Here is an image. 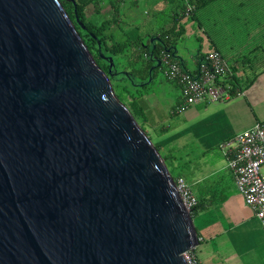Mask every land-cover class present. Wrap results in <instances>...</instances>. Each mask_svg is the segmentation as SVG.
Returning <instances> with one entry per match:
<instances>
[{
    "label": "water",
    "instance_id": "95a60500",
    "mask_svg": "<svg viewBox=\"0 0 264 264\" xmlns=\"http://www.w3.org/2000/svg\"><path fill=\"white\" fill-rule=\"evenodd\" d=\"M198 245L165 160L61 1L0 0V264H188Z\"/></svg>",
    "mask_w": 264,
    "mask_h": 264
},
{
    "label": "crops",
    "instance_id": "0c3cea01",
    "mask_svg": "<svg viewBox=\"0 0 264 264\" xmlns=\"http://www.w3.org/2000/svg\"><path fill=\"white\" fill-rule=\"evenodd\" d=\"M110 1L96 0L98 13L94 6H87V18L91 19L94 14L100 19L115 17ZM163 1L155 0V4L160 5ZM130 3L136 6L137 0ZM120 6L123 9L125 1H121ZM140 23L141 20L137 19L134 27ZM217 23L221 24L219 20ZM111 27L113 29L117 25ZM180 31L182 35L184 29ZM204 32L211 49L198 55L202 58L213 50L222 54L212 40L220 35L219 29L213 26ZM111 34L118 39L124 36L119 30ZM252 39L246 36L237 46L223 42L226 43L227 56H222L228 66L223 81L232 88L230 98L192 106L183 112L184 117L174 135L167 136L170 132L165 127L160 130L161 134H157L156 145L165 149L174 167L178 164L184 169V175L180 173L178 177L186 181L201 206L193 218L199 237L194 253L199 264H264V232L255 213L237 191L234 177L228 169V149L221 148L227 143L234 147L233 140L237 134L264 121V72L254 78L247 66L255 59L245 57L251 47L258 42L264 44V40ZM198 63L195 71L198 70ZM233 68L238 69L234 76ZM250 81L251 85L244 87ZM181 100L182 92L178 85L176 105ZM175 151L181 153L177 159Z\"/></svg>",
    "mask_w": 264,
    "mask_h": 264
},
{
    "label": "rangeland",
    "instance_id": "374dc122",
    "mask_svg": "<svg viewBox=\"0 0 264 264\" xmlns=\"http://www.w3.org/2000/svg\"><path fill=\"white\" fill-rule=\"evenodd\" d=\"M78 1L83 2L85 0ZM123 1H125V7L120 9L119 20L121 23L119 22L120 25H117V27L113 29L111 27L112 25L110 27L106 26V34L108 35L111 33L116 34L119 30L118 26H120L125 33L131 32L129 36H131L132 39L139 35L143 40V43H147V34L149 32L158 30L160 26L165 25L167 27V25H171L173 23L171 20L173 15L178 14V11L176 12L175 10L178 4H173V7L172 3H168L167 1H163L159 5L155 4V0H137L136 6H131V0ZM94 4L96 5L95 0L94 3H91L90 5L94 6ZM179 15H181L180 12ZM96 16L97 15L94 14L90 21L94 25H100L105 18L100 19ZM137 19L141 20L139 28L134 27ZM199 23L200 21L192 20L188 15L180 17L176 22V30L182 27L184 31L181 36L176 38L175 46L177 47L179 56L182 57L184 61L185 67L188 71L192 72L197 69L196 56L198 53L201 54L211 49L207 35L204 32L205 29L208 30V25H206L207 23L205 24V20H203L201 21L203 27L200 28ZM215 27L219 29L220 35L213 37L212 40L215 45L219 47L225 57L227 56L224 46L226 43L223 44V42H228L231 45L237 46L243 42L244 38H246V35L243 34V32H240L239 28H228L225 23H217ZM232 30H234V34L232 33ZM113 37L114 40L122 41L126 36H122L119 39L114 35ZM114 61L115 65H117V70L122 73L133 69H136L138 72L133 76V81L129 82L120 80L114 84V92L120 95L122 102L124 101V104L126 105L129 102L127 99L128 97L131 99L132 97L135 98V110L136 112L142 113L146 125H143V117L141 115L136 116L135 119L140 126H143L150 141L154 145L157 144V133L160 132L163 127L169 129L170 133L167 136L174 135L177 131L179 122L184 117V113L175 112L177 106L178 85L175 81L169 80L166 77L165 67L163 66L157 69L152 78L146 76L142 70V66L146 63L143 48L142 46L134 44L126 46L124 54L114 57ZM150 71L151 69L149 72ZM142 82L148 84L142 86ZM117 84L119 85V88ZM245 86L246 85H244V87ZM122 87L126 88L125 92L128 93L127 95L122 93ZM122 96L125 97V100L122 99ZM159 153L161 156L166 155V151L163 148H160ZM180 154L181 153L178 151H175L176 159ZM166 165L173 177H178L180 173L184 175V169L179 168L178 164L174 167L173 164H171V161L168 160ZM262 170H264V166Z\"/></svg>",
    "mask_w": 264,
    "mask_h": 264
},
{
    "label": "trees",
    "instance_id": "16d2710c",
    "mask_svg": "<svg viewBox=\"0 0 264 264\" xmlns=\"http://www.w3.org/2000/svg\"><path fill=\"white\" fill-rule=\"evenodd\" d=\"M62 5L64 6L66 12L68 13L70 19L76 26L77 31L79 32L80 36L82 37L84 43L94 56L97 64L101 67V69L109 75L111 80L113 89L114 84L119 82L120 80L124 81H133V76L136 74L137 70L133 69L130 71H125L124 73L117 70V65L115 68L117 70L116 75H110L108 72V64L101 59L99 55V48L97 41L101 42V51L102 54L105 56H110L114 59V57L123 55L128 45H137L142 46L143 54L145 57L146 63L142 66V70L144 71L146 76L153 77L155 71L159 68L156 66L158 61L161 62L160 67H163L161 58L163 55H166L171 60L177 62L181 68L188 71L185 67L184 61L182 57L179 56L177 47L175 46V41L178 36H181V29L178 30L176 27L177 20L187 15L186 11L188 6H192V10L188 15L192 20L200 21L199 26L200 28L203 27L201 21L205 20V24L208 25V30L213 26L217 25V20L221 22V24H227L228 28H239L240 32H243L246 36H250L253 38V41H262L264 40V0H164L168 3H172V5H177L175 9L176 12L178 11L177 15H173L172 17V24L170 26H160L158 30L149 32L147 34L148 40L147 43H143V40L140 36H136L132 39L129 34H126L122 27H119V31L124 34L125 39L114 40L113 35L106 34V29L113 24L119 25L120 20V2L123 0H111L110 6L112 12L114 13L111 18H105L100 25H94L91 23V19L87 18L86 16V8L91 3H94V0H85L83 2H79L78 0H74L76 3L77 13L80 16V19L85 26V29H82L75 20V13H74V5L67 1V0H60ZM96 1V0H95ZM173 5V7H174ZM97 5L94 4L96 8ZM174 10V11H175ZM100 12L98 7L96 8V13ZM179 12L181 15H179ZM140 24L137 25L136 28H139ZM206 30V29H205ZM236 30V29H234ZM234 30L232 33L234 34ZM238 30V29H237ZM159 39V41H157ZM219 52V51H218ZM109 53V54H108ZM255 59V61H251L250 65L247 67L253 74L254 78L259 74L264 72V44L262 42H258L256 45L250 48L249 52L245 55V57H250ZM154 58V60L151 59ZM200 56H196L197 62L200 60ZM115 62V61H114ZM246 64V63H245ZM151 71L149 72V70ZM246 69V68H245ZM238 71L237 68L232 69V73ZM138 73V72H137ZM253 78V79H254ZM252 79V80H253ZM151 81V80H150ZM150 83V82H149ZM225 83L224 81L222 82ZM252 81H250L246 86L251 85ZM148 83L142 82V86H146ZM236 86L237 84H233ZM118 88L119 85L117 84ZM137 86V85H135ZM122 93H126V88H121ZM119 98L120 95L117 94ZM121 100V97L119 98ZM122 99L125 100V97L122 96ZM129 100L128 104L126 105L134 118L138 115L142 116L141 112H136L135 110V98H127ZM122 101V100H121ZM124 103V101H123ZM143 117V116H142ZM143 125H146V121H142ZM141 128L144 130L143 126ZM145 131V130H144ZM157 134H161L158 132ZM155 147L160 151V147L155 145ZM165 160V163L169 160L170 156L165 155L162 156ZM178 177H174L176 179ZM200 204L193 210L192 217L200 210Z\"/></svg>",
    "mask_w": 264,
    "mask_h": 264
},
{
    "label": "built area",
    "instance_id": "2783aa9c",
    "mask_svg": "<svg viewBox=\"0 0 264 264\" xmlns=\"http://www.w3.org/2000/svg\"><path fill=\"white\" fill-rule=\"evenodd\" d=\"M192 6H188L189 15ZM165 75L175 81L182 92V100L175 112H185L192 106L225 101L230 98L232 88L223 84L228 72L227 62L217 50L206 53L200 58L198 70L186 71L166 55L161 58ZM234 147L222 144L228 149V169L231 171L237 191L243 196L245 204L255 213L264 232V121L256 123L234 137ZM176 188L184 202L185 208L193 213L198 199L182 177L175 179ZM188 264H199L194 251L182 254Z\"/></svg>",
    "mask_w": 264,
    "mask_h": 264
},
{
    "label": "flooded vegetation",
    "instance_id": "af4514ba",
    "mask_svg": "<svg viewBox=\"0 0 264 264\" xmlns=\"http://www.w3.org/2000/svg\"><path fill=\"white\" fill-rule=\"evenodd\" d=\"M159 68H161V67H159ZM159 68H158V69H159Z\"/></svg>",
    "mask_w": 264,
    "mask_h": 264
}]
</instances>
